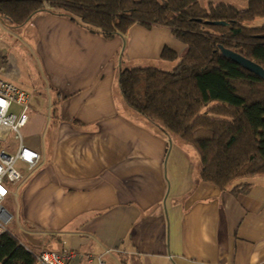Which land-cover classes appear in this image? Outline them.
<instances>
[{
	"label": "crops",
	"instance_id": "0c3cea01",
	"mask_svg": "<svg viewBox=\"0 0 264 264\" xmlns=\"http://www.w3.org/2000/svg\"><path fill=\"white\" fill-rule=\"evenodd\" d=\"M0 30V77L33 89L21 134L40 156L32 170L16 163L22 179L6 184L0 227L31 250L79 255L68 264H90L85 255L104 264H264V177L239 193L202 181L196 151L121 99L126 64H159L164 48L177 61L184 54L169 29L133 26L105 40L42 12L18 28L0 20Z\"/></svg>",
	"mask_w": 264,
	"mask_h": 264
},
{
	"label": "trees",
	"instance_id": "16d2710c",
	"mask_svg": "<svg viewBox=\"0 0 264 264\" xmlns=\"http://www.w3.org/2000/svg\"><path fill=\"white\" fill-rule=\"evenodd\" d=\"M42 12L65 16L105 40L124 37L133 25L169 29L185 46L180 62L170 71L121 68L123 103L164 136L192 147L202 181L239 193L251 186L249 179L264 177V82L219 50L264 69V0H247L243 10L222 2L204 7L199 0H0V20L9 27ZM160 57L177 58L169 48ZM37 252L7 231L0 234V264H36Z\"/></svg>",
	"mask_w": 264,
	"mask_h": 264
},
{
	"label": "built area",
	"instance_id": "2783aa9c",
	"mask_svg": "<svg viewBox=\"0 0 264 264\" xmlns=\"http://www.w3.org/2000/svg\"><path fill=\"white\" fill-rule=\"evenodd\" d=\"M32 88L23 87L14 81L0 77V202L9 194L7 183L17 184L22 179L16 163L21 162L28 170L35 168L39 154L22 142V129L30 117L29 100ZM7 213L0 206V220H6ZM5 229L0 227V234ZM78 254L40 250L35 254L36 264H68ZM81 257V256H80ZM90 264H104L102 256L85 255Z\"/></svg>",
	"mask_w": 264,
	"mask_h": 264
},
{
	"label": "rangeland",
	"instance_id": "374dc122",
	"mask_svg": "<svg viewBox=\"0 0 264 264\" xmlns=\"http://www.w3.org/2000/svg\"><path fill=\"white\" fill-rule=\"evenodd\" d=\"M199 2L204 7H206L209 2H213V3H221L222 2V3L232 4V5L236 6L240 10H243V9H245L247 7V0H199ZM260 22H261L260 20H257L254 23H251V24H248V25L253 26V25H255L257 23H260ZM133 26H140V25H133ZM133 26H131L129 28V30L124 35V37H128L129 31L131 30V28ZM140 27H143V26H140ZM143 28H145V27H143ZM151 28H153V27H151ZM145 29H150V28H145ZM0 33L3 34V31L0 30ZM20 33L21 32H19V34ZM19 34H18V36H19ZM15 35H14L15 41L13 39H11L9 42H10V44H12L11 46H15L16 45L17 47H19L20 45H22V43H21V40L18 37H16ZM20 35H23V32ZM6 42H7V40H5L3 42V44L6 43ZM18 53H19L20 57L22 58L21 60L26 62V65L29 67V69L34 70V66H33V62H32L31 56L28 55L26 52L22 51L20 48H19ZM122 60H124V59L122 58ZM177 60H178V58H176L174 61L162 60L159 64H157V63L143 64V65L137 64L138 65L137 67H139V66H141V67H153V68L160 69V70H163V71H170L174 67L177 66V64L180 62L181 58L179 59V61H177ZM132 66H133L132 64H126L124 67H132ZM16 168L19 169L18 165H16ZM237 183H239V181H236L233 184H237Z\"/></svg>",
	"mask_w": 264,
	"mask_h": 264
},
{
	"label": "water",
	"instance_id": "95a60500",
	"mask_svg": "<svg viewBox=\"0 0 264 264\" xmlns=\"http://www.w3.org/2000/svg\"><path fill=\"white\" fill-rule=\"evenodd\" d=\"M217 24L223 25V22H218ZM219 50L223 57L230 59L232 62L236 63L237 65L254 74L255 76L259 77L264 82V69L261 66L241 56L238 53L223 48L222 46H219Z\"/></svg>",
	"mask_w": 264,
	"mask_h": 264
}]
</instances>
